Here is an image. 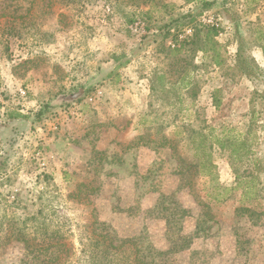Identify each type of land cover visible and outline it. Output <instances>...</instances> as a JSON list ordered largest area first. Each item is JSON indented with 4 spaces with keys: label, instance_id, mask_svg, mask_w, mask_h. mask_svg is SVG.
I'll use <instances>...</instances> for the list:
<instances>
[{
    "label": "rangeland",
    "instance_id": "rangeland-1",
    "mask_svg": "<svg viewBox=\"0 0 264 264\" xmlns=\"http://www.w3.org/2000/svg\"><path fill=\"white\" fill-rule=\"evenodd\" d=\"M213 1L166 34L199 3L0 0V264L28 262L21 233L62 235L65 264L109 239L131 264H264V0Z\"/></svg>",
    "mask_w": 264,
    "mask_h": 264
},
{
    "label": "trees",
    "instance_id": "trees-1",
    "mask_svg": "<svg viewBox=\"0 0 264 264\" xmlns=\"http://www.w3.org/2000/svg\"><path fill=\"white\" fill-rule=\"evenodd\" d=\"M189 2H195V3H199L200 8L199 11L194 12V11H190L187 12L185 14H182L180 17L174 18L172 21L165 23L163 25L164 28H166V34L169 33V29L171 28V26L173 25V23L175 24H179L181 23V20H188L189 23H192L194 21H196L197 16L200 15L204 9H208L210 6H212V4L214 3L213 0H187ZM198 5V4H197ZM198 5V6H199ZM178 25V26H179ZM217 29L214 27H207V32L205 34V36H207V38H209L212 35H216ZM187 40H184L183 43L181 44V48H177L176 50H180L182 49ZM124 53L121 54H113L112 57L114 59V61H116L117 67H120L122 65H124L126 61H121L122 57L124 56ZM220 62H218L219 64ZM161 80L162 83L164 84V78L165 75L163 73L161 74H156ZM190 84V82H185V86H188ZM155 88H153L154 90ZM216 105L218 106V103H216ZM217 143L219 144V146L222 149H226L227 146H234V149L231 152V155L233 156V154L235 155H240V152L242 149H246L245 147V141L244 143H236L233 139L231 138H217ZM204 141L201 140L200 142H198V144L195 146V150L197 152H195V158L198 159V155L201 154V160H199L196 165L199 166L200 168L203 167V169L206 170V173L208 174H212V164L210 163L209 158L207 159V153L205 150V146H203ZM203 159V160H202ZM260 162V161H258ZM260 171V170H259ZM257 175H253L252 179H257ZM244 179L239 180L238 185L243 184ZM239 187V186H238ZM243 196H247L250 192H252L251 190H243ZM219 195V193L217 194ZM255 197H257V195L255 194ZM221 198L220 196H216V202L219 201H224L223 199H218ZM241 207H245V212L248 213H252L254 210L250 207V206H241ZM40 231H43V234H48V231L46 230V226H40L39 228ZM28 234L25 233H21L17 236V239L22 241L26 248H27V256L28 259L26 261V264H65L67 261V255L69 253L70 247L67 246V243L65 241H62V235L60 236L58 234V232L55 233V235H59L60 237L55 240L54 238L52 239V237L50 236H43L42 240L37 242V244H32V242L30 241V239L28 238V236H26ZM103 238V237H102ZM103 241V240H102ZM109 243H106L104 245V247H102L100 245V243H97L98 246H96L97 251L95 252V254H93V258L96 260V262L98 264H131L129 261H122V258L120 256H118V250L122 248L123 246V242L120 243H116L114 239H109L108 241ZM117 253V255H116ZM125 260V258H123ZM136 261L135 264H152V262L149 263V261H145V259H143L142 257H138V255L135 257L134 259Z\"/></svg>",
    "mask_w": 264,
    "mask_h": 264
}]
</instances>
